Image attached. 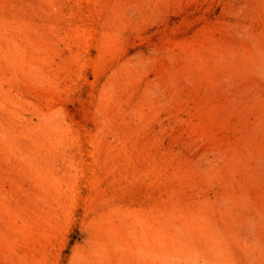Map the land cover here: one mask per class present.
Masks as SVG:
<instances>
[{
    "label": "rangeland",
    "instance_id": "obj_1",
    "mask_svg": "<svg viewBox=\"0 0 264 264\" xmlns=\"http://www.w3.org/2000/svg\"><path fill=\"white\" fill-rule=\"evenodd\" d=\"M0 264H264V0H0Z\"/></svg>",
    "mask_w": 264,
    "mask_h": 264
}]
</instances>
